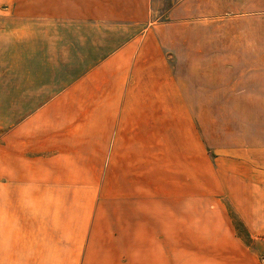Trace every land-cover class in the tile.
Wrapping results in <instances>:
<instances>
[{"label": "rangeland", "instance_id": "374dc122", "mask_svg": "<svg viewBox=\"0 0 264 264\" xmlns=\"http://www.w3.org/2000/svg\"><path fill=\"white\" fill-rule=\"evenodd\" d=\"M78 9H87V17L70 16ZM147 33L181 83L184 111L166 158L137 164L167 167L169 188L171 179H181L171 171L182 169L185 187L192 180L199 185V214L231 216L259 264L264 233L244 222L264 226V0H0V232L8 235L0 233V264H79L85 257L69 255L71 244L81 247L78 240L51 233L54 254L45 248L37 254L32 227L67 221L110 227L114 217L128 215L125 202L113 203L119 180L106 170V158L104 187L95 190L97 160L60 157L66 137L59 125L69 113L39 110ZM36 114L30 134L25 125ZM17 231L29 238H12Z\"/></svg>", "mask_w": 264, "mask_h": 264}, {"label": "crops", "instance_id": "0c3cea01", "mask_svg": "<svg viewBox=\"0 0 264 264\" xmlns=\"http://www.w3.org/2000/svg\"><path fill=\"white\" fill-rule=\"evenodd\" d=\"M78 11L70 16L87 17V9ZM39 111L69 113L59 125L66 137L60 157L97 160L95 190L104 187L106 158V170L119 180L113 203L121 207L120 202H125L128 215L114 217L110 227L92 221L83 226L70 225L78 223L70 221L64 226L59 222L33 226L31 237L37 254L40 248L54 254L50 234L58 232L80 242V248L77 243L69 248V255L85 257L79 264H255L231 216L199 214V185L192 180L185 187L182 169L171 171L170 175L181 179H171L174 188H169L167 167L137 164L166 158L168 144L179 139L177 113L184 111L181 83L153 35L127 41L76 77ZM37 119L38 114L26 122L30 134L35 132ZM27 149L37 150L35 146ZM20 158L24 160L19 155L16 161ZM140 176L147 178L137 182ZM244 224L259 235L264 233L262 222L251 225L247 220ZM0 233L8 240L7 234ZM110 233L112 240L100 238ZM11 237L22 240L29 235L17 231ZM83 240L87 242L82 244ZM262 257L259 264H264Z\"/></svg>", "mask_w": 264, "mask_h": 264}]
</instances>
